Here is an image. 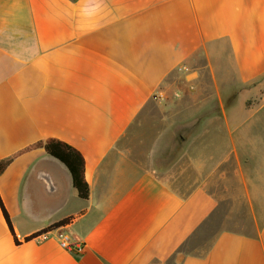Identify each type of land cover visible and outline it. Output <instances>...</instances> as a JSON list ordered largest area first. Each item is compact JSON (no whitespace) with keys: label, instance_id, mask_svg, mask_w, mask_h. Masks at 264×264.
<instances>
[{"label":"crops","instance_id":"crops-1","mask_svg":"<svg viewBox=\"0 0 264 264\" xmlns=\"http://www.w3.org/2000/svg\"><path fill=\"white\" fill-rule=\"evenodd\" d=\"M196 94L201 130L215 125L233 144L223 155L246 149L255 228L221 231L178 264H264V0H0V160L56 138L81 152L90 189L81 199L44 149L17 157L0 175L13 228L0 206V264L174 255L216 202L203 186L184 195L157 175L144 132L160 110L191 109ZM62 234L84 253L65 250Z\"/></svg>","mask_w":264,"mask_h":264},{"label":"rangeland","instance_id":"rangeland-1","mask_svg":"<svg viewBox=\"0 0 264 264\" xmlns=\"http://www.w3.org/2000/svg\"><path fill=\"white\" fill-rule=\"evenodd\" d=\"M235 93H224L223 97L225 100H232ZM199 96L204 94H196V98L191 100L192 108L177 110L175 117H170L167 110H160L159 114L156 113L158 119L153 117L158 124L147 126L144 136L148 152H152L156 144L153 152L155 163L159 167L157 175L184 195L195 187L203 186L215 199V207L174 255L165 261H154L151 264H178L184 255L205 253L221 231L248 233L255 228L247 203L246 149L242 148L236 154L223 155L230 153L233 144L227 139V135L218 134L215 125L206 128L202 126L201 130L200 118L207 114L201 113L198 108ZM207 99L212 101L213 106L217 100L216 95L211 93L207 94ZM186 117H190L188 123H180ZM176 118L177 124H174L173 120ZM258 127L263 128L262 124ZM201 131L204 133L203 139ZM245 143L241 142L240 145ZM142 152L146 153V150Z\"/></svg>","mask_w":264,"mask_h":264},{"label":"trees","instance_id":"trees-1","mask_svg":"<svg viewBox=\"0 0 264 264\" xmlns=\"http://www.w3.org/2000/svg\"><path fill=\"white\" fill-rule=\"evenodd\" d=\"M35 149H44L48 155L61 162L71 174L73 187L76 189L78 196L83 200H87L89 198L90 189L85 176V159L83 155L79 150H77L73 146L56 138H48L46 140L38 141L13 155L1 159L0 175L7 170V168L17 157ZM0 206L8 225L11 231L13 232L10 218L7 214L6 209L3 206L1 198H0ZM72 219L73 218H66L59 222H56L51 226H49L48 228L42 230L41 232H38L37 234L28 237L27 240L34 238L38 235L46 234L58 228L64 227L70 224Z\"/></svg>","mask_w":264,"mask_h":264},{"label":"built area","instance_id":"built-area-1","mask_svg":"<svg viewBox=\"0 0 264 264\" xmlns=\"http://www.w3.org/2000/svg\"><path fill=\"white\" fill-rule=\"evenodd\" d=\"M61 246L68 252L81 256L85 251V245L81 242L75 241L68 234H62L59 237Z\"/></svg>","mask_w":264,"mask_h":264}]
</instances>
